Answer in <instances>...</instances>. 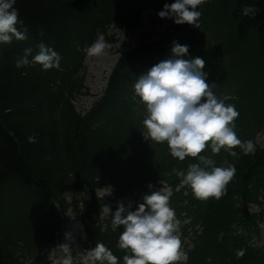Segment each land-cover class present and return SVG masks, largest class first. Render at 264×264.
Instances as JSON below:
<instances>
[{
	"label": "trees",
	"instance_id": "16d2710c",
	"mask_svg": "<svg viewBox=\"0 0 264 264\" xmlns=\"http://www.w3.org/2000/svg\"><path fill=\"white\" fill-rule=\"evenodd\" d=\"M164 3L165 0H17L15 7L27 27V39L0 44V189L14 182L36 200V205L27 211L33 226L27 223L21 227V215L9 214L15 230H8L2 222L6 210L0 205V264H22L21 257L37 256L55 243L60 220L54 201L65 209L62 193L84 184L92 191L80 216L87 244L103 241L122 257L123 251L116 246L119 234L102 230L97 223L102 200L94 189L109 182L118 196L120 189L140 188L156 176L165 177L168 171L188 166L183 165L187 161L172 160L160 147L143 140V106L132 97L133 81L170 54L173 40L188 44L192 56L205 59L208 81L216 84L217 95H229V101L239 111L236 131L240 137L251 139L264 128V0H205L199 6L200 21L209 25L215 47L202 45L200 33L187 22L179 24L159 39L143 41L122 53L102 96L90 111L83 117L74 110L70 100L84 89V46L92 42L98 30L108 39L111 24L134 29L141 23L142 12ZM247 5L257 8L255 16L243 15ZM41 42L61 55V67L43 70L33 64L17 68L15 61L23 50L31 47L35 54ZM164 146L167 148L166 143ZM256 150L262 151L244 160H233L240 185L229 195L240 193L246 197L252 187H264V149ZM210 151L206 147L202 155L211 156ZM215 158L230 160L223 154ZM242 208L234 221L249 226L248 212ZM222 212L221 207L210 204L201 215L211 218ZM227 231L228 227L222 230ZM228 240L226 235L217 244L201 243L203 247L189 252L187 264H206V257H211L214 249L215 260L223 261L225 255L231 254Z\"/></svg>",
	"mask_w": 264,
	"mask_h": 264
},
{
	"label": "clouds",
	"instance_id": "9594fccd",
	"mask_svg": "<svg viewBox=\"0 0 264 264\" xmlns=\"http://www.w3.org/2000/svg\"><path fill=\"white\" fill-rule=\"evenodd\" d=\"M16 3L17 0H0V44L27 39V27L23 26ZM204 3L205 0H165L157 14L176 24L187 22L199 27L202 15L199 6ZM242 13L255 16L257 8L247 5ZM189 47L173 40L166 58L139 73L133 84L134 98L144 107L145 139L166 143L170 155L182 161L188 156L198 158L186 171L179 170L176 174L196 198L219 199L234 178L236 166L234 163L216 165L209 156L201 155L202 151L210 147L213 154H218L223 149L236 157L237 147L248 155L255 152L257 145L251 139L240 138L236 131L238 109L217 95L216 84L208 81L205 59L192 56ZM109 48L105 33L98 30L82 50L87 57H102ZM61 59L55 49L41 42L35 54L31 47H26L15 66L39 64L43 70L59 69ZM148 188L153 189V185L149 183ZM112 192L111 185L103 188V196ZM170 199L171 192L161 187L146 193L135 207L123 202H118L114 212L105 207L103 215L111 214V228L122 229L116 246L124 254L118 257L98 240L82 252L80 264H187L189 253L182 246V222ZM58 252L63 254L59 255V264H74L69 244L60 243ZM243 254V249L237 251L238 256Z\"/></svg>",
	"mask_w": 264,
	"mask_h": 264
},
{
	"label": "rangeland",
	"instance_id": "374dc122",
	"mask_svg": "<svg viewBox=\"0 0 264 264\" xmlns=\"http://www.w3.org/2000/svg\"><path fill=\"white\" fill-rule=\"evenodd\" d=\"M157 13L158 12L153 10L144 12L141 26L134 31H129L118 25L110 26L108 34L113 35L115 41L109 43L110 48L107 49L106 55L102 57H87L85 55L84 84L88 91L72 99V104L76 110H78L82 114L85 113L90 108L92 102H94L100 96L106 84L112 65L114 64L115 60L119 58V52L128 50L130 47L136 46L143 38L152 39L158 37L168 27L171 19L161 18ZM255 141L259 146H264V131L256 135ZM103 188L97 191L99 195H103ZM149 192L150 191L146 193ZM13 193L14 190L9 186H6L2 191V194L6 198V202L8 205L13 202ZM146 193L142 194L139 200H142L143 196ZM64 198L68 202H83L84 200L89 198V190L87 187H84L80 191H68L64 194ZM25 202L27 201L24 199H17L15 201V204L22 207ZM250 211L252 213H257L259 211L257 205H251ZM66 216L69 219L67 225L73 230V234L80 235V222L77 216H75V214L71 211H68L66 213ZM211 226H213V222H209L208 227L211 228ZM258 229L259 237L256 236V245H259L257 242H260L261 245H264V222H259ZM214 232L215 230L212 227V229H209L208 236H211ZM68 242L71 248V252L75 257L74 264H80V256L86 248L82 244L71 240V238H69L66 243L68 244ZM55 250L58 251V249Z\"/></svg>",
	"mask_w": 264,
	"mask_h": 264
}]
</instances>
